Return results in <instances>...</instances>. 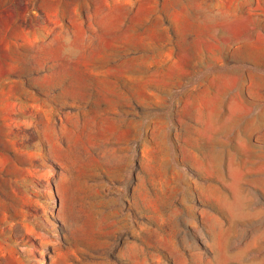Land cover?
<instances>
[{
	"label": "rangeland",
	"instance_id": "obj_1",
	"mask_svg": "<svg viewBox=\"0 0 264 264\" xmlns=\"http://www.w3.org/2000/svg\"><path fill=\"white\" fill-rule=\"evenodd\" d=\"M0 264H264V0H0Z\"/></svg>",
	"mask_w": 264,
	"mask_h": 264
}]
</instances>
